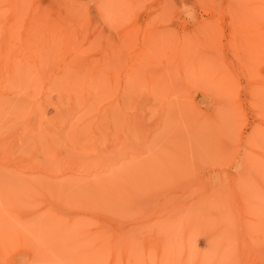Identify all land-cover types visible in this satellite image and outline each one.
Segmentation results:
<instances>
[{"label": "rangeland", "instance_id": "1", "mask_svg": "<svg viewBox=\"0 0 264 264\" xmlns=\"http://www.w3.org/2000/svg\"><path fill=\"white\" fill-rule=\"evenodd\" d=\"M0 264H264V0H0Z\"/></svg>", "mask_w": 264, "mask_h": 264}, {"label": "bare ground", "instance_id": "2", "mask_svg": "<svg viewBox=\"0 0 264 264\" xmlns=\"http://www.w3.org/2000/svg\"><path fill=\"white\" fill-rule=\"evenodd\" d=\"M253 45V44H252ZM252 45H250V46H252ZM2 73V72H1ZM10 74V73H9ZM8 77V76H7ZM254 135V134H253Z\"/></svg>", "mask_w": 264, "mask_h": 264}]
</instances>
